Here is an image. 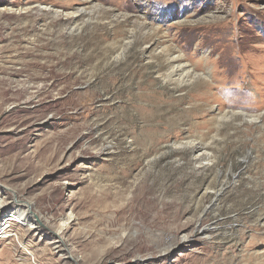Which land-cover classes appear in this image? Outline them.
<instances>
[{
	"label": "rangeland",
	"instance_id": "rangeland-1",
	"mask_svg": "<svg viewBox=\"0 0 264 264\" xmlns=\"http://www.w3.org/2000/svg\"><path fill=\"white\" fill-rule=\"evenodd\" d=\"M0 197V264H264V0H0Z\"/></svg>",
	"mask_w": 264,
	"mask_h": 264
},
{
	"label": "bare ground",
	"instance_id": "bare-ground-1",
	"mask_svg": "<svg viewBox=\"0 0 264 264\" xmlns=\"http://www.w3.org/2000/svg\"><path fill=\"white\" fill-rule=\"evenodd\" d=\"M182 60L183 59L181 57H178V58H175L174 61H173L175 64H178V67H174V70H173V75L174 76L178 75L179 77H181V76H183L188 71L187 68L183 65ZM4 203L5 202L3 200H1V197H0V211L2 210V207H3ZM62 230H63V227H61V229L59 230V233H58V236L59 237L57 238V242H56L57 243V246H56V248L58 250H60V251L62 250V252L63 251L64 252L66 251V253L69 254L70 249H69L68 245L66 244V241L64 239V236H62V234L60 232ZM200 232L203 235H206L207 229H201ZM188 239H189L188 236H182V237H180V236H173V238L171 240L169 239V241H167V242H165L163 244L166 248H164V249L162 248L160 251L157 252L158 256H164V255H166L168 253L169 249L172 246L176 245L179 241L180 242L181 241L185 242ZM152 256H153V253H147L146 255H142L140 257V260L142 261V260H145V258L147 259V257L150 258Z\"/></svg>",
	"mask_w": 264,
	"mask_h": 264
}]
</instances>
